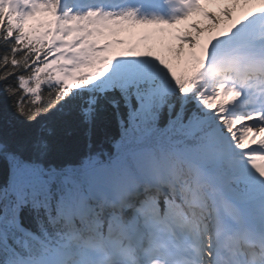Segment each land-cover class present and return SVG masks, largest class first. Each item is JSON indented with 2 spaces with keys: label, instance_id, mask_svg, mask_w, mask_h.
Listing matches in <instances>:
<instances>
[{
  "label": "snow or ice",
  "instance_id": "6c2138e0",
  "mask_svg": "<svg viewBox=\"0 0 264 264\" xmlns=\"http://www.w3.org/2000/svg\"><path fill=\"white\" fill-rule=\"evenodd\" d=\"M0 92V264H264V0H0Z\"/></svg>",
  "mask_w": 264,
  "mask_h": 264
},
{
  "label": "trees",
  "instance_id": "16d2710c",
  "mask_svg": "<svg viewBox=\"0 0 264 264\" xmlns=\"http://www.w3.org/2000/svg\"><path fill=\"white\" fill-rule=\"evenodd\" d=\"M47 86L42 88L41 103L47 100ZM31 97L28 98L30 101ZM9 101L6 99L2 92H0V112H7L10 114V109H8ZM54 115V114H53ZM113 134H116V129L113 127ZM83 149V139L82 136L77 134L74 138H61L56 143V150L62 154L67 159H76L78 153Z\"/></svg>",
  "mask_w": 264,
  "mask_h": 264
},
{
  "label": "rangeland",
  "instance_id": "374dc122",
  "mask_svg": "<svg viewBox=\"0 0 264 264\" xmlns=\"http://www.w3.org/2000/svg\"><path fill=\"white\" fill-rule=\"evenodd\" d=\"M205 7L211 12H219L216 9L220 8V7H223V5H205ZM240 11H241V9H237V12L235 14H239ZM192 22H201L202 25L209 23V21H207L203 17L202 13L196 14L190 21L176 26V29L169 30L170 34H166L167 44H166L165 47H167L169 45H173L174 46L176 43H178V41L174 40V34H176L177 30H180V31L186 30L187 29V24L192 23ZM132 28L137 29V32H139L137 35H139L141 33V35L149 37V40H151L152 37H153L154 28L151 27V26H148V27H145V26L130 27L129 29H132ZM188 30H190V29H188ZM129 36L131 37L132 35H129Z\"/></svg>",
  "mask_w": 264,
  "mask_h": 264
}]
</instances>
